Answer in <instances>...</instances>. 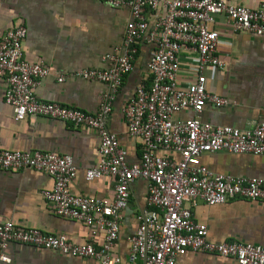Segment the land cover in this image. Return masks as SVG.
Masks as SVG:
<instances>
[{"label":"built area","instance_id":"1","mask_svg":"<svg viewBox=\"0 0 264 264\" xmlns=\"http://www.w3.org/2000/svg\"><path fill=\"white\" fill-rule=\"evenodd\" d=\"M102 1L114 8H128L131 20L122 50L105 58L107 69L77 73L109 86L96 114L36 97L34 89L49 71L43 64L24 59V26L6 32L0 40V78L6 82L4 101L12 107L15 122L40 116L74 127H89L98 133L99 161L87 171L86 179L113 178L114 198L74 195L70 185L77 177V167L68 155L0 150V170L29 169L53 177V189L43 194L55 213L89 226L93 236L103 233L104 244L96 249L92 244L78 245L65 236L46 235L38 229L5 222L0 223V260L11 263L6 250L10 244L18 243L78 258H94L98 264H177V258L189 251L234 258L239 264H264V246L210 241L207 227L193 219V209L200 202L208 206L239 199L264 202V178L215 173L201 162L203 155L218 152L264 156V121L252 130L241 131L203 123L198 118L207 104L221 108L229 103L206 90L205 69L222 70L227 66L226 58L218 51L220 35L213 28L217 17L224 15L235 32L264 37V9H250L228 0ZM151 13H157L152 27L148 20ZM142 39L153 45L148 63L153 79L150 86L140 85L124 108L128 134L140 139L142 147L141 162L130 164L126 150L108 128V119L115 96L133 69ZM184 49L194 51L197 58L191 68L195 78L182 84L179 78ZM63 80L60 78L59 82ZM184 110H191L196 117L176 121L174 116ZM160 151L177 153L181 159L161 156ZM137 179L148 184L149 209L138 217L136 232L129 239V257L124 260L114 249L123 213L129 207L130 189Z\"/></svg>","mask_w":264,"mask_h":264},{"label":"crops","instance_id":"2","mask_svg":"<svg viewBox=\"0 0 264 264\" xmlns=\"http://www.w3.org/2000/svg\"><path fill=\"white\" fill-rule=\"evenodd\" d=\"M250 9H264V0H228ZM157 13L148 15L150 26ZM131 20L126 7L114 8L102 0H0V40L6 32L19 26L27 29L23 42L24 59L43 64L49 71L34 89L45 102L96 114L109 86L98 80L77 76L82 70H105V58L122 50L125 32ZM213 28L219 33V54L226 58L222 69L207 67L206 90L228 100L216 108L207 104L198 116L203 123L228 126L241 131L252 130L264 121V37L249 32H235L224 15ZM153 45L142 39L132 71L125 77L113 102L108 128L127 152L130 164L142 159L141 140L129 136L124 108L140 85H151L148 68ZM197 54L181 52L180 82L195 78L191 69ZM192 70V71H191ZM60 78H64L59 82ZM6 82L0 78V150L56 153L71 156L77 177L70 191L87 198L112 200L115 181L111 177L88 181L86 173L99 161L100 138L89 127L40 116H29L23 122L13 119V109L4 101ZM196 117L191 110L174 116L176 121ZM159 154L179 161L180 155L160 151ZM202 164L209 170L234 177L264 178V156L218 152L203 155ZM50 175L35 170H0V223L12 222L19 228L38 229L46 235L65 236L78 245L104 244L103 233L93 236V229L82 222L66 219L55 213L44 192L53 189ZM129 207L123 213L121 233L114 253L124 260L129 257V239L138 227V217L149 209L148 184L137 179L130 189ZM186 206H189L186 204ZM195 222L207 227V239L213 242H237L264 246V202L233 200L208 206L200 202L193 209ZM11 263L0 264H98L94 258H78L59 251L12 243L5 253ZM177 264H239L234 258L189 251L177 258Z\"/></svg>","mask_w":264,"mask_h":264},{"label":"trees","instance_id":"3","mask_svg":"<svg viewBox=\"0 0 264 264\" xmlns=\"http://www.w3.org/2000/svg\"><path fill=\"white\" fill-rule=\"evenodd\" d=\"M148 86H150V85H148Z\"/></svg>","mask_w":264,"mask_h":264}]
</instances>
